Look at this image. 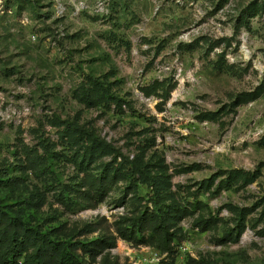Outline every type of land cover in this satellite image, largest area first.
<instances>
[{
    "label": "rangeland",
    "instance_id": "374dc122",
    "mask_svg": "<svg viewBox=\"0 0 264 264\" xmlns=\"http://www.w3.org/2000/svg\"><path fill=\"white\" fill-rule=\"evenodd\" d=\"M0 205L87 264H264V0H0ZM145 207L171 252L114 231Z\"/></svg>",
    "mask_w": 264,
    "mask_h": 264
},
{
    "label": "trees",
    "instance_id": "16d2710c",
    "mask_svg": "<svg viewBox=\"0 0 264 264\" xmlns=\"http://www.w3.org/2000/svg\"><path fill=\"white\" fill-rule=\"evenodd\" d=\"M81 131L88 137L91 148L107 146L91 132ZM127 164H131L130 168L127 167V171L132 179L133 174L137 172L140 174L138 166L131 162ZM228 177L231 181L235 179L233 174H229ZM99 182L102 183L100 179ZM153 184L158 185L156 190L161 189L167 193V183L164 186H160L161 181ZM100 185V187L103 186V184ZM164 209L155 212L145 207L142 212L127 221L117 223L114 231L121 238L135 244L153 245L161 252H171V243L175 241L177 235L164 216L165 212L168 211L170 214L171 211ZM170 216L172 217L171 214ZM112 245L113 239L109 237L96 239L95 242L53 238L36 226L25 224L17 216L9 215L0 205V264H19V261L20 264H87L80 253L93 261L96 256Z\"/></svg>",
    "mask_w": 264,
    "mask_h": 264
},
{
    "label": "built area",
    "instance_id": "2783aa9c",
    "mask_svg": "<svg viewBox=\"0 0 264 264\" xmlns=\"http://www.w3.org/2000/svg\"><path fill=\"white\" fill-rule=\"evenodd\" d=\"M180 248H181V250H182V249H185V247H184V246H181ZM154 254H157V252H155Z\"/></svg>",
    "mask_w": 264,
    "mask_h": 264
}]
</instances>
